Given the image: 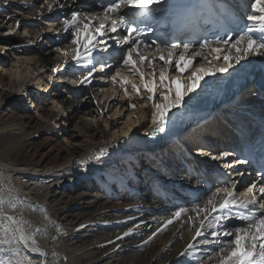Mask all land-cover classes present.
<instances>
[{"label": "bare ground", "instance_id": "1", "mask_svg": "<svg viewBox=\"0 0 264 264\" xmlns=\"http://www.w3.org/2000/svg\"><path fill=\"white\" fill-rule=\"evenodd\" d=\"M106 3L107 0H59L53 5V11L48 12L44 0H0V53L5 54L0 55V110L5 107L8 111L0 112V217L14 216L7 197L37 208L39 220L29 218L31 223L22 222V226L26 234L34 235L37 246L46 254L41 256L21 245L18 256L12 255L10 249L8 253L0 252V259L6 264L19 256L28 257L34 264H218L219 248L226 246L224 242L231 237L221 235L215 244L201 243L205 238L214 239L206 220L202 229L205 235L193 239L205 215L201 212L198 216L195 205H203L221 185L219 177L215 176H210L217 184L215 189L210 190L200 183L208 171L217 173L213 162L190 160L185 167L173 170L160 163L157 154L162 152L138 145V136L152 126L153 101L147 97L154 95L158 99L160 96L161 88L157 86L163 62L157 60L149 64L146 61L138 65L144 74V83L153 87V93L141 86L137 95L129 83L125 85L129 93L126 96L119 79L113 84L104 74L101 79V74L97 73L91 83L85 85L72 84V80L80 78V71L70 58L65 63L61 53L55 51L56 48H72V30L64 31L62 24L64 19H71V12L90 17L101 12ZM170 12L158 13L160 23L150 22L152 28L163 26L162 32L167 33L172 18ZM14 20L21 21L19 29L15 28ZM49 27L53 31H47ZM92 27L94 23L89 24V28ZM25 32L29 35L25 36ZM85 35L81 33L82 42ZM181 50L182 45L177 53ZM101 55L113 66L112 71L121 64L114 48ZM258 59L264 57L249 56L239 63L233 62L230 69ZM197 62L204 63L199 57ZM214 63L223 64V61ZM120 72L129 81L141 85L140 78L122 64ZM188 74L179 75L181 83L177 84L172 83L177 77L174 68L166 70L165 84L173 89V96L177 88L184 91ZM203 87L204 80H201L195 92L185 97L184 104ZM245 97L244 94L242 99ZM24 98L36 109L35 115ZM54 102L61 105L64 112L56 111ZM133 103L137 105L135 109L129 107ZM259 104L253 115L263 118L264 108L261 102ZM177 109L171 110L170 118L176 115ZM204 120L200 126L207 137L218 135L217 129L223 128L221 120L233 127L240 125L239 113L228 108ZM170 131L168 127V136L179 129ZM42 133L47 139L36 145L34 140ZM60 133L67 139L59 140ZM225 134L230 137L226 130ZM204 141H207L205 137ZM101 148H107L111 154L100 161L90 160ZM224 151L230 152L226 147ZM165 159L176 163L175 157L170 159L166 155ZM84 161L87 163H82ZM220 167L242 193L257 182L241 178L247 176V170L242 173L239 164L234 165L243 174L239 176L233 168H224L221 162ZM83 183V191L75 194ZM180 208L186 211L179 219H173ZM169 219L173 222L166 224ZM233 223L242 226L240 220L233 218L228 223L229 231ZM130 229L129 236L117 240ZM190 243L196 245L195 249L188 257L180 256Z\"/></svg>", "mask_w": 264, "mask_h": 264}, {"label": "snow or ice", "instance_id": "2", "mask_svg": "<svg viewBox=\"0 0 264 264\" xmlns=\"http://www.w3.org/2000/svg\"><path fill=\"white\" fill-rule=\"evenodd\" d=\"M44 3L47 4L48 12H52L53 5L58 4L59 0H53V3L44 0ZM170 9V0H107L102 11L90 17H83L80 13L73 11L71 19L66 18L62 22L64 31L72 30L70 39L72 48L70 50L55 49L65 58V63L70 58L75 68L80 71V78L72 80V84L85 85L91 83V78H95L97 73L105 74L113 84L119 79L126 96L129 93L125 85L129 83L132 92L137 95L140 93L141 86L148 93H153V87L149 83H144V74L139 71L138 65L146 61L149 64L157 60L163 62L164 67L159 73L160 79L157 86L161 88L160 96L158 99L154 95L147 97L149 101H153L150 114L153 127L148 133L153 137L168 130L171 110L180 108L185 102V97L195 92L200 86V81L206 76L225 73L233 66V62L239 63L249 56L264 57V0H249V11L243 17L248 23L244 25L234 41L231 37L217 35L214 42L203 39L198 48L193 45L198 40L196 33L201 30L200 25L213 24L214 27L223 31L226 21L232 23L237 21L233 6L227 0H211L210 3L209 0H193V3L186 6L181 16L178 17L182 30L193 33L187 41L170 43L160 40L159 37L149 40V33L152 32L150 22L160 23V17L157 14L169 13ZM14 23L16 29L21 27L20 20H14ZM93 23L94 27L89 28V24ZM47 31L51 32L53 28L49 27ZM82 32L87 34L83 42L80 39ZM24 35L29 34L25 32ZM109 40L112 43H109ZM157 40L160 42L157 43ZM181 45L182 50L177 53ZM110 48L115 49V55L119 56L122 66L140 78V86L129 81L127 77L121 76V64H118L115 71H112L113 66L101 55L108 54ZM205 50L208 54H205ZM98 56L101 58L97 59ZM198 57L204 63H198ZM221 59L223 64L214 63ZM169 68H174L177 74L172 83H181L179 75L189 73L184 81V91L181 92L177 88L174 96L172 95L173 89L165 84L166 70ZM100 78L103 79V75ZM49 79L52 78L49 77ZM53 106L56 111L64 112L61 105L54 102ZM129 107L135 109L137 105L133 103ZM202 154L221 162L224 168H233L238 176L243 175L234 168V165L246 161L235 159L234 153L224 151L214 155L209 151ZM106 155H108L107 148H101L95 157H89V159L100 161ZM82 163H87V161ZM260 175L264 179V171ZM236 190V182L225 183L217 187L215 193L203 202V205L199 203L195 205L194 211L197 215L199 216L201 212L205 215L200 220V227L195 229L193 239L205 235L202 229L205 221L208 220V226L212 229L210 235L214 239L205 238L201 243L211 245L217 243L221 235L226 238L231 237L224 242L226 246L219 248L218 264H264V185L258 186L252 183L240 196L236 195ZM234 210L237 211L234 212ZM238 210H244L248 214ZM185 211L186 209L180 208L173 214V219H179ZM209 216L212 217L211 220L208 219ZM233 218L240 220L242 226H233V229L229 231L228 223ZM172 222V219H169L166 224ZM80 227H85V225ZM131 231L130 229L124 232L123 236L117 237V240L129 236ZM151 239L150 236L149 240ZM110 243L113 242L110 241ZM21 245L30 252H36L41 256L46 255L37 246L34 235L25 233L21 220L8 214L0 217V252L8 253L11 249V254L18 256ZM195 247V244L190 243L179 255L188 257ZM0 264H6V262L0 259ZM7 264H12L11 259L7 261Z\"/></svg>", "mask_w": 264, "mask_h": 264}, {"label": "rangeland", "instance_id": "3", "mask_svg": "<svg viewBox=\"0 0 264 264\" xmlns=\"http://www.w3.org/2000/svg\"><path fill=\"white\" fill-rule=\"evenodd\" d=\"M9 54H11L10 52H8ZM0 55H1V53H0ZM4 55L5 54H2L1 56H3L4 57ZM101 75H103V74H101ZM105 75V74H104ZM107 78H108V75H105ZM109 79H106L105 81L107 82ZM108 83V82H107ZM130 86V85H129ZM128 86V87H129ZM247 94H248V92H247ZM25 99V103H26V105H27V107L28 108H30V111H31V113H33L34 115L36 114V109L33 107H31V105H30V100L29 99H27V98H24ZM33 109H35V110H33ZM0 112L1 113H8V111L6 110V108L5 107H2L1 108V110H0ZM118 123H121V122H118ZM45 138L47 139V135L46 134H39L38 136H37V138L34 140V142L35 143H37L36 145H38L39 143H41V141L43 142L44 140H45ZM58 138H59V140H61V141H63V140H66L67 139V137H65V139H64V137L62 136V134L60 133L59 135H58ZM209 162H210V160H209ZM241 171H242V173L244 172V170L243 169H241ZM208 181H210V182H208ZM205 182H208V183H205ZM202 184H204L205 186H207L208 187V189H210V190H212V189H215V183L214 182H211V180H208V179H206V180H204L203 182H202ZM84 185H85V183H83L81 186H80V188H79V190H77V192H75V194L76 193H80V192H82L83 191V187H84ZM66 187V186H65ZM240 192H241V188H239V189H237L236 190V194L237 195H239L240 194ZM7 196H10V195H7ZM7 199H8V201H7V203H8V206H9V208L11 209V212L14 214V216L16 217V218H19L22 222H24L25 224L26 223H31L30 221H29V218H31V220H34L35 219V217H36V221H38L39 220V215H38V213H37V211H36V209L37 208H33V207H28V206H24L22 203H21V201L20 202H18L17 201V199H15V197H7ZM14 199L16 200V201H14ZM39 209V208H38ZM33 217V218H32ZM233 226H234V223L232 224ZM27 234H29V233H27ZM221 245H219V247H220ZM29 258L28 257H26V256H24V257H22V258H20V256L19 257H13L12 259H11V262H12V264H34V263H32V261H30V263H29Z\"/></svg>", "mask_w": 264, "mask_h": 264}]
</instances>
